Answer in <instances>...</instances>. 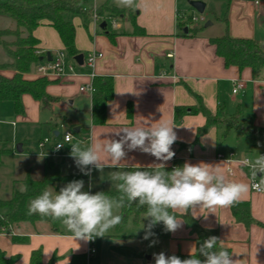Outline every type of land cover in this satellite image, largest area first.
<instances>
[{
	"label": "crops",
	"instance_id": "0c3cea01",
	"mask_svg": "<svg viewBox=\"0 0 264 264\" xmlns=\"http://www.w3.org/2000/svg\"><path fill=\"white\" fill-rule=\"evenodd\" d=\"M185 1L186 5L181 4L182 0H134L132 7H123L118 6L116 0H94L92 7L86 6L96 10L107 5L122 10L124 15L114 18L118 28L108 29L104 19L96 21L91 17L81 22L79 18H72L79 54L84 55V60L91 52L102 53V57L90 69L66 55V64L73 66L72 72L67 70L62 77H46L52 81L47 93L60 99L51 110H44L29 94L22 96L23 112L11 123L14 138L11 145L0 149L5 151L0 157L3 166L14 163L11 189L3 193L0 188V201L11 200L15 190L23 193L21 189L27 177L42 181L46 177L72 175L78 178L71 181L82 180L84 173L77 167L68 146L57 153L51 146H39L44 137L53 135L58 140L62 125L66 129L68 125H72L73 130L78 129V133L74 132V143L83 142L82 146H87L118 140L125 127L151 128L168 123L174 127L177 140L172 145L175 156L165 162L166 166L175 168L186 162L194 165L203 162L219 166L226 181L251 185L249 169L227 159L230 154H234L236 160L254 159L258 153L264 154V139L256 144L250 138L239 137L233 130L225 134L215 126L198 135L199 129L206 125V117L201 113L185 115L176 122L175 111L195 106L196 94L212 114L253 119L255 126L264 131V70L254 78L250 68L226 67L210 43V39L226 33L233 38L264 42V2L257 5L255 0H219L223 4L216 6L214 0H199L206 3L205 12L209 11L215 20H209L210 25L203 27L197 36L185 37L179 31L178 18L184 11L195 12L188 3L191 0ZM223 8L224 12L218 11ZM3 21L9 20L0 14V22ZM104 23L106 26L102 28ZM0 28L5 29L1 25ZM33 34L39 41L40 52L45 55L50 52L52 60L64 52V45L53 27L39 26ZM7 57L0 63H11L12 59ZM37 67L35 65L26 75L28 79L44 77L38 74ZM2 73L7 77L14 75L12 70ZM93 75L113 81L114 95L107 103L103 125L92 121V94L80 90L91 84ZM238 82L244 87L234 94ZM129 107L131 115H128ZM36 130L40 131V136L35 142L31 136ZM18 145L21 152L17 150ZM125 150L127 155L118 166H113L106 153H99L103 171L89 166L92 171L85 191L116 194L115 183L110 180L112 172L153 168L162 163L138 149ZM218 155L224 159L219 160ZM3 166L0 165V173ZM71 181L59 180L52 185L64 187ZM241 201L250 202L252 217L264 224V193L250 188ZM211 211L196 208L191 213L204 228L219 230L222 244L230 248L237 264H264V228L252 224L247 230L235 222L229 207ZM144 216L137 219L129 215L123 224L110 229L105 236L95 237L94 254L89 253V241H76L61 222L55 229L47 221L16 223L10 234H0V250L8 258L15 257L14 264H30L32 253L37 250L41 251L44 264H76L77 257H85L86 264H155L154 254L161 252L166 256L190 255L191 250L195 253L196 242L183 220L170 239L151 240L144 237Z\"/></svg>",
	"mask_w": 264,
	"mask_h": 264
},
{
	"label": "clouds",
	"instance_id": "9594fccd",
	"mask_svg": "<svg viewBox=\"0 0 264 264\" xmlns=\"http://www.w3.org/2000/svg\"><path fill=\"white\" fill-rule=\"evenodd\" d=\"M118 6L132 7L134 0H116ZM233 91H237L236 88ZM11 123V121H4ZM120 139L109 140L104 145L83 142L71 143L70 155L78 168L90 175L91 168L103 171L100 152L107 154L118 166L128 151L140 150L162 163L150 170H130L112 172L111 182L115 183L118 196H109L104 192L92 194L82 191L83 180H73L57 192L45 189L27 206L28 215H39L60 221L66 230L77 240L91 241L103 237L119 225L123 216L119 210L136 204L146 207L144 218L149 221L145 239L153 235L151 229L162 223L168 232H175L182 226L177 212L186 214L196 208L208 209L230 207L238 204L251 189L264 193V154L254 159H243L244 167L249 169L251 185L225 179L219 166L206 163H184L183 166L166 170L167 161L175 156L172 145L177 140L174 127L160 123L151 128L125 127ZM120 133H117L119 135ZM63 147L59 144L57 149ZM22 191H27L24 186ZM202 256L204 259H200ZM155 264H237L232 254L223 247L216 236L208 237L200 244L197 252H190V258L181 259L176 255L166 256L163 252L154 254Z\"/></svg>",
	"mask_w": 264,
	"mask_h": 264
},
{
	"label": "trees",
	"instance_id": "16d2710c",
	"mask_svg": "<svg viewBox=\"0 0 264 264\" xmlns=\"http://www.w3.org/2000/svg\"><path fill=\"white\" fill-rule=\"evenodd\" d=\"M88 0H0V14L10 17L14 23L13 28H0V46L5 53L12 59L11 63H0V102H13L15 111L18 114L23 112L21 98L25 94L31 95L36 101L40 102L44 110H51L52 107L60 101L59 98L53 97L47 93V87L52 83L46 77H38L28 79L26 77L35 65L47 60L46 55L41 53L38 47L39 41L34 36V31L42 25L53 27L59 34L64 45V52L67 56L74 58L79 54L75 45L76 28L69 20L71 15H82L86 20L94 16L92 8H86ZM193 10V8H191ZM96 15L99 19L104 17L119 18L124 15L122 10L110 8L107 5L97 8ZM180 12V11H179ZM192 13L184 11V14L178 18V28L181 35L185 37L197 36L203 27L197 28L192 19ZM188 29L185 32V29ZM210 43L215 46L216 54L224 60L226 67H237L242 70L250 68L254 78L260 76L264 70V42L255 39L233 38L228 33L223 36L210 39ZM12 70V77L5 76L2 71ZM95 92L92 95V121L96 125L106 123V107L107 103L113 98L114 89L112 78H103L94 76L92 79ZM197 104L193 107L177 108L175 111V120L178 122L185 115L203 114L206 117V125L199 129L198 135L207 131L210 127L215 126L224 130V133L233 130L239 137H247L257 144L264 139V131L258 129L254 120L239 119L238 115H229L226 113L212 114L203 105L201 97L194 94ZM131 107L128 108V115H131ZM191 145H187L190 147ZM5 151L0 150V157ZM174 167L166 166L167 171H171ZM151 168H129L127 171ZM78 176L65 177H46L42 181H33L27 177L24 185L27 191L23 193L14 191L11 200L0 201V233L3 231L10 232L11 228L20 222L35 223L38 221H47L53 224L56 229L60 221H53L48 217L27 214V200L30 197L39 195L46 186L56 181H71ZM119 193L109 196H118ZM232 217L236 223L242 224L247 230L252 224H257L264 228V224L256 221L251 214V205L248 201H240L238 204L230 206ZM146 207L138 208L136 204L126 206L121 209L123 224L129 215H134L139 219L145 215ZM178 219H182L189 234L196 242V251L205 239L216 236L220 240L218 229L204 228L198 219H196L191 210L186 214L177 212ZM149 221L145 220V235ZM148 239L151 240H168L172 237V232L165 230L162 223L155 225ZM144 235V237H145ZM222 243V240H221ZM223 245V244H222ZM229 252L230 248L223 245ZM176 255L183 259L190 258V255ZM200 259L204 257L200 256ZM15 257L8 258L4 252L0 250V264H14ZM30 264H44L42 261V253L40 250L34 251L31 255ZM51 264V263H49ZM76 264H86L85 257H77Z\"/></svg>",
	"mask_w": 264,
	"mask_h": 264
},
{
	"label": "built area",
	"instance_id": "2783aa9c",
	"mask_svg": "<svg viewBox=\"0 0 264 264\" xmlns=\"http://www.w3.org/2000/svg\"><path fill=\"white\" fill-rule=\"evenodd\" d=\"M262 2H264V0H255V4L259 5ZM192 19L193 22L195 24V26L199 25L201 22H205V18H204V14H200L198 12H194L192 13ZM94 19L96 21L101 20L97 17L96 15V11L94 10ZM105 22H110L112 24V27L114 28H118L119 25L116 23V21L114 20V18H110V17H104L103 18ZM102 57V53L99 52H91L87 58L84 60V63L90 68L93 69L95 67V63L96 61ZM169 57H172V55L170 54ZM66 53L65 52H60L59 55L57 56V58L53 59L51 62H48L46 60H44L43 62H41L40 64H38L37 67V71L38 74L47 77V76H57V77H62L65 76L68 72H72L73 70V66L72 65H67L66 61ZM94 77V75L92 76V78ZM244 87V85L241 82H238L235 84L234 88L237 89V91H233L234 94H236L239 90H241ZM80 90L82 92H89L90 94L93 95V93L95 92V88L93 86V83L91 82L90 85L88 86H83L80 88ZM62 129H64V131L62 133H60V138L56 141H52V139L50 138H45L43 140L40 141L39 146L40 147H45L46 145H50L54 151V153L60 152L61 150H63L66 146L69 147V150L71 152V143H74L75 140V133L71 130H67L66 127L64 125H62ZM59 144H63V147H60L59 149H57V146ZM217 158L219 160H223L224 156L222 155H218ZM247 159V158H245ZM237 161L239 164L242 165L241 161L243 160H236L235 155L234 154H230L229 159H227V161ZM243 166V165H242ZM254 190V189H253ZM255 191V190H254ZM257 192V191H255ZM260 193V192H258ZM11 232H5L3 231L0 234H10ZM90 243V249H89V253L90 254H94L96 252L95 247H94V243H95V238L91 241H89Z\"/></svg>",
	"mask_w": 264,
	"mask_h": 264
},
{
	"label": "rangeland",
	"instance_id": "374dc122",
	"mask_svg": "<svg viewBox=\"0 0 264 264\" xmlns=\"http://www.w3.org/2000/svg\"><path fill=\"white\" fill-rule=\"evenodd\" d=\"M214 1H215V3H214ZM214 1H212V2L216 6L217 5L220 6V5L223 4L219 0H214ZM186 3L187 2L185 0H182V3L181 4L186 5ZM92 5H94V0H89L88 3L86 4L87 7L88 6L89 7H92ZM131 9L133 11V8H131ZM218 11H223L224 12L225 11V8H223L221 10L219 9ZM203 16L205 18V22H201L199 24L202 27H205L206 23L209 20H215L214 17L212 16V14L209 13V11L204 12V15ZM73 17L79 18L81 22H84V17L82 15H71V16H69V20L72 21V18ZM6 18L9 21L0 22V25L3 26L4 28H10V27L13 28L14 27L13 21L8 16H6ZM107 28L108 29H111L112 28V24L110 22H108V27ZM0 49H3V48L0 47ZM6 58H8L7 55H6V53H4L3 50L0 51V62L6 61ZM21 103H22V98H21ZM22 105H23V103H22ZM18 115H20V114L16 113L13 102H10V101L0 102V149L7 148L9 145H11V141L14 138L13 137V127H12L11 123L17 121ZM6 120L11 121V123H4V121H6ZM67 129L74 132L72 125H68L67 126ZM63 131H64V129H61V133ZM39 132H40L39 130H36V131H34L32 133L33 134V137L31 136L32 141H35L36 142V139L40 136V133ZM45 138H50V139H52V141H54V140L56 141V139H55V137L53 135H52V137L51 136L50 137H44L43 139H45ZM46 146H50V145H46ZM26 148H27V146H26ZM2 161H3V158L0 160V165L1 166H3ZM8 163H10V164L5 165V167L4 166L1 167V173H0V188H1V191L3 193L6 192V191L7 192L10 191L11 185H12V178H11V176H12V173L14 172L13 171V167H12L14 163L13 162H8ZM80 179H82L84 181V188L82 189V191H85L86 186L88 184V181L90 179V175L82 174V178H80ZM57 188H58V190H57ZM60 188H62V187L61 186H58V185H52V184H50V185L46 186L44 188V190L47 189L49 191H53V192L57 191L58 192L60 190ZM37 196L28 198L27 203H26L27 206H28L29 202L32 199L36 198Z\"/></svg>",
	"mask_w": 264,
	"mask_h": 264
},
{
	"label": "water",
	"instance_id": "95a60500",
	"mask_svg": "<svg viewBox=\"0 0 264 264\" xmlns=\"http://www.w3.org/2000/svg\"><path fill=\"white\" fill-rule=\"evenodd\" d=\"M189 5H190V6H191L196 12H198V13H200V14H204L205 9H206V3L202 2V1H199V0H191V1H189ZM209 25H210V22H207L206 25H205V27H208ZM104 26H106V23H104V24L102 25V28H103ZM187 31H188V29L186 28V29H185V32H187ZM46 57H47V61H48V62H51V61H52V57H51L50 52H48V53L46 54ZM74 60L76 61V63H77L78 65L82 66V65L84 64V55H83V54H78V55H76V56L74 57ZM74 132H75V133H78V129H75ZM17 150H18L19 152L22 151V148H21L20 145L17 146Z\"/></svg>",
	"mask_w": 264,
	"mask_h": 264
}]
</instances>
